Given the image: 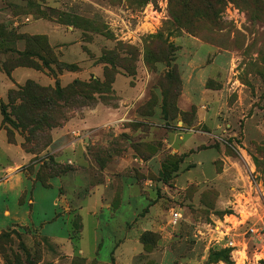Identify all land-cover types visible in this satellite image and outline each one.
I'll return each mask as SVG.
<instances>
[{"label": "rangeland", "instance_id": "rangeland-1", "mask_svg": "<svg viewBox=\"0 0 264 264\" xmlns=\"http://www.w3.org/2000/svg\"><path fill=\"white\" fill-rule=\"evenodd\" d=\"M37 37L56 65L11 52ZM75 81L79 103L59 102L39 154L0 107V185L20 172L45 187L51 169L71 224L60 264H86L78 245L107 264H264V0H0V103ZM74 142L89 157L80 181L110 206L93 201L97 217L73 191ZM9 224L0 215V264H39L36 230Z\"/></svg>", "mask_w": 264, "mask_h": 264}, {"label": "crops", "instance_id": "crops-1", "mask_svg": "<svg viewBox=\"0 0 264 264\" xmlns=\"http://www.w3.org/2000/svg\"><path fill=\"white\" fill-rule=\"evenodd\" d=\"M61 144L63 143H60V145ZM71 146H73V160L76 166L73 173L77 179L76 184H78V181L81 179L80 176L85 174L84 171L88 168L89 161L87 159L89 157L84 159L83 156H79V150H84V146L79 142L65 144L63 147L64 149H67ZM77 157H80V160H78ZM22 175L23 174L20 172L15 173L8 182H5L4 185H0V215L9 221L10 227L29 226L36 230V234L39 237L40 245L42 247V255L39 264H46L44 262H49L48 264L63 263V260L60 259L61 255H57L59 253L57 251L56 244L63 241H68L72 244V239L69 238V232L71 234V224L67 222L69 212L66 211V213H64L66 208L62 206V199L58 195L59 186L53 184L51 187L45 188L39 184L35 185L32 179H24V176ZM80 183L81 186L75 185L73 187V191L80 188H87V190H85L87 192L84 198L86 200L85 207H88L89 210H86V212L89 216H98L96 215V211L93 209V201H96L97 205H101L100 209L110 208L109 204L101 200V187H87V185H85V181L83 180L80 181ZM24 192H26V194L22 199L21 196ZM9 193H11L10 197ZM9 199H11V203H9ZM84 201L81 203L79 200L75 211L80 224L79 232L77 233L76 238H73V242L76 240L77 243H80L82 240V232L84 229L82 216L79 212L83 209ZM97 208L98 207H96V209ZM99 225L100 223L97 220L96 227ZM96 240L97 238H95V241ZM48 243L53 245V250H49L50 248ZM76 248L77 249L74 250V252L72 250V256H80L84 258L86 264H92L91 262L93 261V257L99 259V262H97L98 264H107L111 261L107 255H101L99 253L94 256L98 251V249L94 246L90 254L85 252L82 246L78 245ZM68 259L69 258L66 260ZM67 264H69V261Z\"/></svg>", "mask_w": 264, "mask_h": 264}, {"label": "trees", "instance_id": "trees-1", "mask_svg": "<svg viewBox=\"0 0 264 264\" xmlns=\"http://www.w3.org/2000/svg\"><path fill=\"white\" fill-rule=\"evenodd\" d=\"M24 40H26V45L23 52L11 51L17 54L21 61L25 60V57L33 55L40 60L44 68L48 69L50 64L56 65V60L51 57L50 50L43 38H25ZM62 69L69 71L71 67L58 68V70ZM81 86L83 85L75 81L71 86L60 90L57 84L56 88H41L27 83L24 88L19 89L20 93L15 94L17 95L16 100L19 101L18 104L14 105L13 102H10L9 105L4 106L0 103L5 124L12 128H18L24 133L23 142L21 143L22 149L31 154H39L50 144V129L65 121L62 115L63 107L59 102L64 104L62 100L63 97H66L70 102L69 108L73 104H78L77 98L80 96L78 91ZM7 108L9 112H7ZM5 130L7 131L8 142L12 143L8 129ZM51 172V169H47L46 174L37 175L39 183L47 187L44 183Z\"/></svg>", "mask_w": 264, "mask_h": 264}, {"label": "built area", "instance_id": "built-area-1", "mask_svg": "<svg viewBox=\"0 0 264 264\" xmlns=\"http://www.w3.org/2000/svg\"><path fill=\"white\" fill-rule=\"evenodd\" d=\"M176 217H177V213H173L174 220H175Z\"/></svg>", "mask_w": 264, "mask_h": 264}]
</instances>
